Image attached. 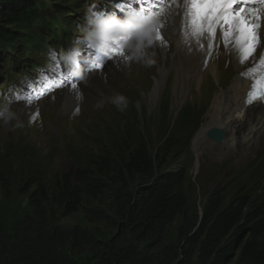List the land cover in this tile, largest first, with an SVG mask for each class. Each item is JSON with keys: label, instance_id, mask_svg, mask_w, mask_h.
Here are the masks:
<instances>
[{"label": "rangeland", "instance_id": "obj_1", "mask_svg": "<svg viewBox=\"0 0 264 264\" xmlns=\"http://www.w3.org/2000/svg\"><path fill=\"white\" fill-rule=\"evenodd\" d=\"M42 1L43 7L37 0L34 5L39 16L47 18L53 12L63 21V28L71 35L70 44L67 50L60 48L64 46V38L58 41L45 33L46 23L41 19L38 30L44 39L40 38L43 48L38 47L36 41L26 40V48L18 46L19 50L10 52L9 57L16 59L17 64L1 62L4 58L0 57V174L12 178L8 174L19 170L23 174L37 168L44 171L48 179H53L72 165L74 153L91 156L98 147L106 146L115 137L120 139L129 131L133 138L142 139L153 155L165 147L167 139L176 140L174 148L160 151L164 153L160 155L164 160L160 170L184 169L182 189L190 212L198 218L207 195L214 188H222L228 195L247 186L254 196L264 195V132L260 140L249 147L240 141L228 143L227 135L220 143L206 136V143L195 151L193 138L210 106L200 90L203 82L192 85L184 96L176 95L175 78L167 83L170 73L174 77L175 69L170 62L164 67L166 58L162 51L152 43L147 44L142 31L131 37V47L109 55L99 72L86 70L90 49L95 46L91 43L99 39L101 32L109 34L105 32L108 19L102 10L118 1L125 4L128 1ZM56 3L65 11H57ZM168 10L154 23L164 19ZM18 40L24 39L19 37ZM231 52L230 49L211 52L210 61L228 69ZM224 61L227 64H222ZM72 62L77 64L75 67L81 64L80 69L71 80H66L63 71L70 68ZM36 71H41L44 80L52 84L38 93L23 90L21 80H26V72L31 75ZM156 75L160 82L155 88ZM56 77L61 81L56 82ZM230 77L231 74L227 79ZM245 134L249 135L248 131ZM15 202H7L2 211L0 229L6 239L0 238V251L15 232L18 219ZM59 225L63 229L79 225L107 238L118 231V228L87 223L79 215L65 217ZM237 257L236 252L231 264H236ZM80 259L85 264L91 256L84 252Z\"/></svg>", "mask_w": 264, "mask_h": 264}, {"label": "trees", "instance_id": "obj_2", "mask_svg": "<svg viewBox=\"0 0 264 264\" xmlns=\"http://www.w3.org/2000/svg\"><path fill=\"white\" fill-rule=\"evenodd\" d=\"M35 1L0 0L1 62L17 64L10 52L26 48V40L39 45L41 19L45 33L64 38V46L70 42L63 21L53 12L40 17ZM175 145L169 138L160 151ZM160 151L153 155L126 131L91 156L74 153L72 165L53 179L37 168L8 174L13 179L0 174V227L4 205L18 201L15 232L3 243L0 264H82L84 252L91 256L85 264H231L234 250L236 264H264V195L247 186L228 195L214 188L198 218L182 189L184 169L161 171ZM72 215L118 231L107 238L79 225L61 228L60 220ZM0 238L6 239L1 229Z\"/></svg>", "mask_w": 264, "mask_h": 264}, {"label": "bare ground", "instance_id": "obj_3", "mask_svg": "<svg viewBox=\"0 0 264 264\" xmlns=\"http://www.w3.org/2000/svg\"><path fill=\"white\" fill-rule=\"evenodd\" d=\"M170 1L165 0V3L169 5V10L164 15V19L156 24L148 25L142 34L147 37V44L152 43L154 47L162 51L163 58H166V60L163 59L164 67L167 68L170 62L175 69L174 77H171L172 73H170L167 83L175 78L174 90L176 95L184 96L187 89L191 88L192 85L198 86L201 81L203 82L200 90L203 98L209 100L210 106L202 117L200 127L194 135L193 149L195 148L196 151L197 148L206 143V131L212 127L225 129L228 137L227 142L230 144L240 141L247 147L253 145L260 140L264 132V100L256 99L250 105H246L245 96L253 83L252 73L255 72V60L264 54V24L260 29V44L257 47L255 57L241 63L240 54L237 52L234 43L230 42L226 46L219 28H217L214 40L206 35L203 37L192 35L191 29L186 27L187 20L184 15L183 0H176V3H170ZM177 4L180 6L178 7ZM250 7L262 9L264 5L257 3L255 5L250 4ZM161 25L162 27H160ZM157 28H159V32L167 44L156 38ZM105 31L107 30L105 29ZM109 31L112 32L111 29ZM113 39L115 38L109 33L101 41L96 42L104 48H111L116 44L113 43ZM126 47H131V44L127 43ZM168 48L172 50L168 51ZM224 49L232 51L228 55L231 58L229 63L231 67L228 69H224V65L221 66L219 63L215 64L210 61L211 56L209 54L211 52L221 53ZM222 64H227V62L224 61ZM229 74H231L230 80L227 79ZM213 80L216 81V85L213 84ZM159 82L156 75L155 88ZM153 93H155V89ZM247 131L249 135L245 134Z\"/></svg>", "mask_w": 264, "mask_h": 264}, {"label": "snow or ice", "instance_id": "obj_4", "mask_svg": "<svg viewBox=\"0 0 264 264\" xmlns=\"http://www.w3.org/2000/svg\"><path fill=\"white\" fill-rule=\"evenodd\" d=\"M171 2L176 3V0H171ZM257 3L264 5V0H248V2L246 0H183L186 27L191 29L192 35L197 37L206 35L212 40L216 38V31L219 28L226 46L230 42L234 43L240 54V62L243 63L255 57L260 44L264 8L250 7V4ZM177 6L180 5L177 4ZM156 32V38L163 42L159 28ZM101 66L100 64L93 65L94 68ZM254 69L253 83L248 93L247 103L249 104L256 99L264 100V75L260 74V70L264 69V54L255 60Z\"/></svg>", "mask_w": 264, "mask_h": 264}, {"label": "clouds", "instance_id": "obj_5", "mask_svg": "<svg viewBox=\"0 0 264 264\" xmlns=\"http://www.w3.org/2000/svg\"><path fill=\"white\" fill-rule=\"evenodd\" d=\"M107 9V8H106ZM102 13H103V15L108 19V12H104V10H102ZM108 23L110 24V21H109V19H108ZM154 23V22H153ZM153 23H147V24H145V26L147 27L148 25H152ZM145 27V28H146ZM145 28L144 29H142L141 31H142V33H143V31L145 30ZM141 31H139V32H141ZM105 32H107V31H105ZM139 32H137V33H139ZM102 34H100L98 37H99V39L97 40V41H101L102 39H103V37L106 35L105 33H104V31L103 32H101ZM108 33V32H107ZM134 34H136V33H130L129 34V36L127 37V38H125V39H121L120 38V41H121V46L120 45H117V46H115V47H111V48H104V49H101L99 52H100V54L102 55V61H101V67L100 68H91V65L92 64H94V63H98L99 61H100V57L99 56H97L98 57V59H96L95 58V56H94V54H95V51H97V50H99L100 48H98V47H96V48H91L90 49V54L88 55V59H87V61H86V70L88 71V72H90V73H94L95 71H98V70H100V69H102L103 68V66H104V64H105V61H106V58L109 56V55H111V54H113V53H118L119 51H121V50H123L125 47H126V45H127V43H130V39H131V37L132 36H134ZM43 39V38H42ZM44 40V39H43ZM93 43H95V41L93 42ZM97 43V42H96ZM68 44H70V42L68 43ZM41 48H43V45L42 46H40ZM60 48H64V50H67V45L66 46H63V47H60ZM106 54V55H105ZM13 60H15L16 62H17V60L16 59H13ZM149 64H151L152 63V61H149L148 62ZM73 64V63H72ZM77 65V64H76ZM76 65H74V71H73V73H72V75L70 76V77H66L65 75H64V77L66 78V79H69V80H71L72 79V77H73V74L75 73V72H77V71H79V69H80V65L79 66H77V67H75ZM93 70H94V72H93ZM43 72H47V71H43ZM65 72H66V69L63 71V73L65 74ZM48 73V72H47ZM41 74H42V72L41 71H36V73H31V75H29L27 72H26V75H25V77H26V80H21L22 82H21V87H22V89L23 90H28L29 92H31V91H34V92H36V93H38L40 90H44V89H46V88H48L49 86H50V84H52L51 82H47V81H45L44 80V78L41 76ZM33 75V76H32ZM55 80H56V82H60L61 81V79L59 78V77H56L55 78ZM54 86H56V85H54ZM53 86V87H54ZM52 87V88H53ZM7 89H9L10 90V88H7ZM121 99H123V98H121ZM255 101V100H254ZM250 105V104H249Z\"/></svg>", "mask_w": 264, "mask_h": 264}, {"label": "water", "instance_id": "obj_6", "mask_svg": "<svg viewBox=\"0 0 264 264\" xmlns=\"http://www.w3.org/2000/svg\"><path fill=\"white\" fill-rule=\"evenodd\" d=\"M226 135V131L221 128V127H212L209 130L206 131V136L207 138H209L211 141L220 143L223 141V139L225 138ZM202 214V212H201ZM201 217V215H200ZM236 255V250H234L230 257L233 258Z\"/></svg>", "mask_w": 264, "mask_h": 264}]
</instances>
